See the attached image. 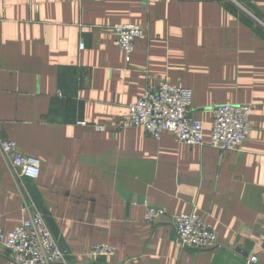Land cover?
Wrapping results in <instances>:
<instances>
[{
  "label": "crops",
  "instance_id": "obj_1",
  "mask_svg": "<svg viewBox=\"0 0 264 264\" xmlns=\"http://www.w3.org/2000/svg\"><path fill=\"white\" fill-rule=\"evenodd\" d=\"M114 23L144 28L129 61ZM161 81L192 91L203 145L116 126ZM221 103L251 106L239 150L208 144ZM0 137L40 161L18 177L0 150L2 231L40 210L66 264H264V0H0ZM189 212L215 245L179 244L169 216Z\"/></svg>",
  "mask_w": 264,
  "mask_h": 264
},
{
  "label": "built area",
  "instance_id": "obj_2",
  "mask_svg": "<svg viewBox=\"0 0 264 264\" xmlns=\"http://www.w3.org/2000/svg\"><path fill=\"white\" fill-rule=\"evenodd\" d=\"M110 32L124 52L125 60L129 61L135 41L143 36L144 28L133 23H114L110 26ZM79 47L83 48L82 42ZM191 97L192 91L189 88L166 81L149 84L128 105L127 114L116 126L121 129L142 127L155 139H159L162 132L169 131L181 143L203 145L204 124L201 119L192 115ZM210 110L212 122L208 144L221 151L239 150L250 131V104L221 103L212 106ZM0 150L18 177H38L39 159L23 154L14 140L0 137ZM261 196L264 203V184ZM165 216L162 208L146 206L144 220L147 223L156 224ZM169 222L173 225L177 241L184 248L204 250L215 245L217 241L212 225L195 212L172 214ZM0 244L14 264H66L65 254L58 247L38 209H33L27 218L6 233L1 228L0 213ZM114 253V246L108 243H98L90 252L95 258L112 256ZM256 260L255 255H248L246 263H255Z\"/></svg>",
  "mask_w": 264,
  "mask_h": 264
},
{
  "label": "water",
  "instance_id": "obj_3",
  "mask_svg": "<svg viewBox=\"0 0 264 264\" xmlns=\"http://www.w3.org/2000/svg\"><path fill=\"white\" fill-rule=\"evenodd\" d=\"M191 249H193V248H191ZM194 250H197V249H194Z\"/></svg>",
  "mask_w": 264,
  "mask_h": 264
}]
</instances>
